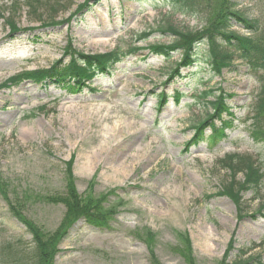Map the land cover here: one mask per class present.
<instances>
[{
	"label": "rangeland",
	"instance_id": "374dc122",
	"mask_svg": "<svg viewBox=\"0 0 264 264\" xmlns=\"http://www.w3.org/2000/svg\"><path fill=\"white\" fill-rule=\"evenodd\" d=\"M85 1L62 0L54 11H41L43 20L23 5L11 16L16 14L20 27L32 28L12 37L0 17V184L6 195L30 193L26 212L48 231L59 226L65 207L44 201L73 183L82 197H105L107 209L118 210L110 229L78 222L61 244L56 264H156L140 236L153 237L150 244L161 264H189V257L196 264H217L232 237L231 259L253 243L258 247L246 256L264 257V181L259 190L241 192L239 208L230 190L244 174L233 176L220 162L230 153L248 154L264 168V148L249 130L257 77L240 61L212 76L200 60L183 70L184 79L167 83L180 53L166 59L145 48L174 37L155 33L136 39L166 21L182 30L199 29L210 21L217 0H196L189 12L166 0L90 1V10L62 23ZM236 1L264 26V0ZM10 4L0 0L4 10ZM51 16L62 24L43 26ZM69 44L87 53L130 45L143 49L77 92L55 83L9 81L18 73L49 68ZM213 88L214 95L200 97ZM176 89L185 94L183 101L175 104L170 97L159 110L158 94ZM220 90L234 93V128L215 147L204 142L184 153L195 133L191 125L211 112L206 102ZM7 210L0 193V242L19 236L29 242L26 228Z\"/></svg>",
	"mask_w": 264,
	"mask_h": 264
},
{
	"label": "trees",
	"instance_id": "16d2710c",
	"mask_svg": "<svg viewBox=\"0 0 264 264\" xmlns=\"http://www.w3.org/2000/svg\"><path fill=\"white\" fill-rule=\"evenodd\" d=\"M62 0H11L10 6L4 10L0 7V17L10 26V37L18 31H25L16 21V14L12 18V13H18L23 5L28 6L29 12L37 13L39 20L45 19L43 12L45 9L54 11ZM90 1L98 4L103 0H86L78 5L76 10L70 14L64 22L69 21L78 14L84 13L92 8ZM172 4L173 9L180 11H194L196 0H166ZM8 11L9 15L6 16ZM55 16V15H54ZM61 20H56L51 16L48 21L44 20L43 26L62 24ZM234 26L244 29L242 34L233 29ZM155 33L169 34L174 37L170 43H156L148 45L145 49L149 54L163 56L170 59L174 53H180L181 59L169 73L167 83L172 79H184L183 70L196 67L200 60H203L211 71L212 76H220L224 69H234L236 61L248 66L250 72L259 81L256 101L252 108V115L249 120L253 123L249 126L251 136L254 141L264 148V26L261 20L249 16L244 10L238 8L236 0H217L212 16L206 24L199 29L182 30L171 22L158 25L148 31L137 35V41L148 39ZM143 48L138 45H130L127 49L122 46L104 53H87L73 47L71 44L65 47L64 55L56 60L49 68L33 72H24L9 78L12 83H21L24 80H32L37 83H55L58 87L71 92L90 86L97 76L111 75L115 67L122 63L129 56L137 54ZM214 95V90H206L200 97L207 99L209 95ZM169 95L165 91L158 94L160 108L167 103ZM185 94L176 90L173 94L177 104L183 99ZM234 94L220 91L213 100H208L206 104L211 105V113L200 119L191 127L195 130V135L191 142H188L184 152H188L191 146L208 142L212 147L227 139L228 132L235 126V115L232 111L230 100ZM226 116L230 118L225 119ZM211 130L210 134L207 131ZM221 165L236 176L242 172L244 180L239 182L237 189H231L235 195V201L240 208L242 191L259 190L264 181V168L256 158L248 154L231 153L220 160ZM69 178H73L72 169L67 164ZM0 193L8 207V214L11 218L19 221L31 236L29 242H25L23 236L9 238L0 242V264H56V257L61 251V244L69 237L71 230L78 221L83 220L87 225L95 228L110 229L112 223L119 214L116 208L107 207L103 204L105 197L94 201L89 196L82 197L74 187V183L67 185L65 192L51 195L44 202L49 204H62L65 207L64 216L59 226L48 231L27 214L29 206L28 192L24 197L6 195L0 184ZM115 191H113V194ZM243 208V207H242ZM118 213V214H117ZM256 215V214H255ZM254 215V216H255ZM141 239L150 247L153 261L161 264L154 252V247L149 239ZM258 247L253 243L251 247L238 249L235 259H231V253L236 249L234 238L232 237L227 249L217 264H264L262 255L247 256L249 251ZM189 264H196L195 258L189 257Z\"/></svg>",
	"mask_w": 264,
	"mask_h": 264
}]
</instances>
